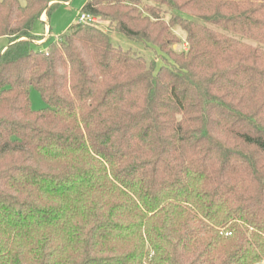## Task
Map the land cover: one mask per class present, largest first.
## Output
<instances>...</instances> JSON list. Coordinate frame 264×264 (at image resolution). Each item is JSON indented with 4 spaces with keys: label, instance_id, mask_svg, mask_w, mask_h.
<instances>
[{
    "label": "trees",
    "instance_id": "obj_1",
    "mask_svg": "<svg viewBox=\"0 0 264 264\" xmlns=\"http://www.w3.org/2000/svg\"><path fill=\"white\" fill-rule=\"evenodd\" d=\"M60 2L0 0V264H264V0H87L38 49Z\"/></svg>",
    "mask_w": 264,
    "mask_h": 264
},
{
    "label": "rangeland",
    "instance_id": "obj_2",
    "mask_svg": "<svg viewBox=\"0 0 264 264\" xmlns=\"http://www.w3.org/2000/svg\"><path fill=\"white\" fill-rule=\"evenodd\" d=\"M87 0H70L69 3L60 2L50 9V13L47 15V19L39 20L34 27V33L38 38L45 37L46 32L51 30V35L45 41L35 45L36 48L41 50H47L49 45L56 41L59 36L64 34L70 26L79 21V14L82 8L86 4ZM156 5V3H154ZM160 6V5H157ZM164 12L165 17L168 19L173 13V10L167 6H160ZM46 21V22H45ZM108 20L103 16H97V22L94 23L99 29L105 30L108 25ZM175 33L182 38V41L177 45H174L175 49H189V44L185 41L186 33L180 28H174ZM113 43L117 46H121L125 49L132 48L139 54L143 55L147 61L156 60V65L161 66L163 61L161 59L162 51L153 46L151 49H146L142 44L131 41L122 35L115 33L111 34ZM9 39L7 37H0V50L8 45ZM31 105L35 110H41L46 107V103L42 98L40 91L36 88H31L30 91Z\"/></svg>",
    "mask_w": 264,
    "mask_h": 264
},
{
    "label": "built area",
    "instance_id": "obj_3",
    "mask_svg": "<svg viewBox=\"0 0 264 264\" xmlns=\"http://www.w3.org/2000/svg\"><path fill=\"white\" fill-rule=\"evenodd\" d=\"M78 22H91V23H96L97 22V17L93 16L91 14L87 13H80L79 14V21ZM38 43L43 42V40L37 41Z\"/></svg>",
    "mask_w": 264,
    "mask_h": 264
},
{
    "label": "crops",
    "instance_id": "obj_4",
    "mask_svg": "<svg viewBox=\"0 0 264 264\" xmlns=\"http://www.w3.org/2000/svg\"><path fill=\"white\" fill-rule=\"evenodd\" d=\"M45 19H47V16H46V15H44V16L42 17V20H45ZM45 22H46V21H45ZM67 31H68V30H67ZM45 35H46V36L43 37V39H41V40L45 41L46 39H48V38L50 37V35H51V30H50V31L48 30V32H46Z\"/></svg>",
    "mask_w": 264,
    "mask_h": 264
}]
</instances>
